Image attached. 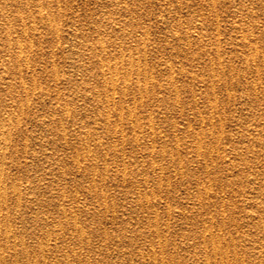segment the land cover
Instances as JSON below:
<instances>
[{"label": "rangeland", "instance_id": "rangeland-1", "mask_svg": "<svg viewBox=\"0 0 264 264\" xmlns=\"http://www.w3.org/2000/svg\"><path fill=\"white\" fill-rule=\"evenodd\" d=\"M0 124L48 264H264V0H0Z\"/></svg>", "mask_w": 264, "mask_h": 264}, {"label": "bare ground", "instance_id": "bare-ground-1", "mask_svg": "<svg viewBox=\"0 0 264 264\" xmlns=\"http://www.w3.org/2000/svg\"><path fill=\"white\" fill-rule=\"evenodd\" d=\"M103 46V45H102ZM19 49V48H18ZM255 51V50H254ZM96 53V52H95ZM128 59V58H127ZM130 59H131V57H130ZM106 62V61H105ZM132 62V61H131ZM126 63H128V62H126ZM134 64H136V63H134ZM129 65V64H128ZM138 65V64H137ZM139 66V65H138ZM138 66H136V67H138ZM100 67H102V66H100ZM104 68V67H103ZM117 68V67H116ZM132 68V67H131ZM135 68V67H134ZM110 69V68H109ZM115 69V68H114ZM136 69V68H135ZM134 69V70H135ZM137 70V69H136ZM112 71H114V70H112ZM116 71V70H115ZM108 73V72H107ZM109 73H110V71H109ZM108 73V74H109ZM116 73V72H115ZM118 73V72H117ZM116 73V74H117ZM120 73H121V71H120ZM138 73V72H137ZM107 74V75H108ZM114 75V74H113ZM109 76V75H108ZM112 76V75H111ZM127 76H128V74H127ZM126 76V77H127ZM114 78L116 77V76H113ZM113 77H111V80L110 81H112L113 80ZM128 78V77H127ZM103 79H104V77H103ZM110 79V78H109ZM109 79L107 80V81H109ZM116 79H117V77H116ZM129 79V78H128ZM122 80L124 81V78H122ZM127 80V79H126ZM104 81H105V79H104ZM115 82H116V80H115ZM125 82V81H124ZM138 82V81H137ZM128 83V82H127ZM131 83V82H130ZM112 84V83H111ZM125 84V83H124ZM137 84V83H136ZM138 85V84H137ZM136 85V86H137ZM111 86V85H110ZM125 86V85H124ZM112 87V86H111ZM110 87V88H111ZM117 88V87H116ZM122 88V87H121ZM136 89H138L137 87H136ZM113 90V89H112ZM121 90H123V89H121ZM115 92V91H114ZM118 92V91H117ZM120 92H122V91H120ZM138 92H139V90H138ZM108 93V92H107ZM110 93H112V92H110ZM122 93H124V92H122ZM146 93V92H145ZM103 94V93H102ZM98 95V94H97ZM109 95H112V94H109ZM124 95V94H123ZM103 96H105L106 97V95H103ZM114 96V95H113ZM113 96H110V97H113ZM125 97V96H124ZM107 98V97H106ZM110 100H111V98H110ZM112 101V100H111ZM135 105V104H134ZM133 105V106H134ZM132 106V105H131ZM126 107H128V106H126ZM131 109V108H130ZM135 109V108H134ZM133 109V110H134ZM122 110V109H121ZM129 110V109H128ZM127 110V111H128ZM134 112V111H133ZM106 113H108V112H106ZM120 114V113H119ZM134 114V113H133ZM106 116H107V114H105ZM121 115V114H120ZM106 116H104V118L106 117ZM132 116V115H131ZM108 117V116H107ZM107 117H106V119H107ZM134 117H135V114H134ZM136 118V117H135ZM137 119V118H136ZM108 120V119H107ZM1 125V124H0ZM149 125H150V122H149ZM151 126V125H150ZM0 127H2V125L0 126ZM88 132V131H87ZM0 133H2V132H0ZM88 134V133H87ZM82 136V135H81ZM83 137V136H82ZM86 138V137H85ZM3 140H4V136H3ZM84 141L86 142L87 140H85L84 139ZM2 142V141H1ZM4 142V141H3ZM4 143H6V142H4ZM100 144V143H99ZM4 146V145H3ZM88 146V145H87ZM5 148V147H4ZM2 149V148H1ZM1 151V150H0ZM9 153V152H8ZM1 157V156H0ZM77 159V158H76ZM87 160V159H86ZM76 161H78V159L76 160ZM83 162H84V160H82ZM94 162V161H93ZM1 164V163H0ZM79 164V163H78ZM90 164V163H89ZM95 164V163H94ZM92 165H93V163H92ZM3 166H1V168H2ZM0 168V169H1ZM1 171H2V169H1ZM6 172V171H5ZM2 177V176H1ZM4 183V182H3ZM11 186H12V184H11ZM93 186H95V185H93ZM202 186H204V185H202ZM11 188V187H10ZM18 188V187H17ZM94 188V187H93ZM96 188V187H95ZM202 189H204V187L202 188ZM205 190V189H204ZM3 191H4V189H3ZM203 191V190H202ZM250 192H251V190H250ZM4 192H2V194H3ZM62 193V192H61ZM1 194V191H0V196L2 195ZM5 194V193H4ZM264 194V193H263ZM6 195V194H5ZM206 195V194H205ZM3 197V196H2ZM14 197H15V195H14ZM4 199H5V197H3ZM24 198V197H23ZM203 198H205V197H203ZM3 199V200H4ZM18 199V198H17ZM31 199V198H30ZM2 200V198H0V207H1V204H3V205H6L7 206V202L4 200L3 201ZM9 200V199H8ZM16 200V199H15ZM202 200V199H201ZM10 201V200H9ZM145 201V200H144ZM147 201V200H146ZM11 202H14L13 201V199L11 200ZM143 202V201H142ZM9 203V202H8ZM13 204V203H12ZM16 204H18V203H15V205H13V206H17ZM144 204V203H143ZM256 204V203H255ZM2 205V206H3ZM10 206V205H9ZM69 205L67 204V207H68ZM10 207H12V205L10 206ZM61 207H62V205H61ZM75 207V206H74ZM77 207V206H76ZM253 207H254V205H253ZM257 207V206H256ZM6 208V207H5ZM14 208V207H13ZM17 208V207H16ZM71 208V207H70ZM12 209V208H11ZM18 209V208H17ZM68 209H69V207H68ZM77 209V208H76ZM14 211V210H13ZM15 212V211H14ZM13 212V213H14ZM17 212V211H16ZM74 212V211H73ZM6 213V215H7V212H5ZM4 213V214H5ZM10 213H12V212H10ZM69 213V212H68ZM248 213V212H247ZM21 214V213H20ZM70 214H73V213H70ZM250 214H251V212H250ZM19 217V216H18ZM67 217V216H66ZM65 217V218H66ZM74 217V216H73ZM73 217H72V219H73ZM251 217V216H250ZM256 217V216H255ZM40 218L41 217H39L38 219L40 220ZM257 218V217H256ZM14 219V218H13ZM12 219V220H13ZM19 219V218H18ZM21 219V218H20ZM42 219H44V216H43V218ZM254 219V218H253ZM260 219V218H259ZM21 220H23V219H21ZM27 220V219H26ZM38 220V221H39ZM46 220V219H45ZM51 220V219H50ZM25 221V220H24ZM41 221V220H40ZM73 221V220H72ZM210 221V220H209ZM251 221H252V219H251ZM18 222V221H17ZM19 222H20V220H19ZM22 222V221H21ZM26 222V221H25ZM24 222V223H25ZM47 222H49V221H47ZM64 222V221H63ZM211 222V221H210ZM209 222V223H210ZM254 222H256V221H254ZM14 223V222H13ZM13 223H12V221H11V219H10V217H8V216H1L0 215V264H48L47 262V258H48V254H47V252H48V250H49V238H47V235H49V234H47V232L45 233V236H43V237H45L44 238V240H39L40 242H36L37 243V245H36V248H34L33 250H31L30 248H28L27 247V245H26V243L25 242H27L28 243V241H29V239L27 238V240H25V238H23V235H22V232H20V230H19V228H18V230L17 229H15V228H13ZM23 223V222H22ZM27 223V222H26ZM52 223V222H51ZM19 224V223H18ZM46 224V223H45ZM53 224V223H52ZM71 224V223H70ZM74 224V223H73ZM20 225V224H19ZM210 226H211V224H209ZM254 226H255V224H253ZM21 226V225H20ZM26 226V225H25ZM28 226H29V224H28ZM78 226H80V224L78 225ZM205 226H207V225H205ZM204 226V227H205ZM262 226H264V225H262ZM19 227V226H18ZM54 227V226H53ZM58 227H59V225H58ZM68 227H69V225H68ZM81 227V226H80ZM212 227V226H211ZM21 228V227H20ZM22 228H24V227H22ZM21 228V229H22ZM71 228V227H70ZM74 228V227H73ZM156 228H158V227H156ZM210 228V227H209ZM69 229V228H68ZM207 229V228H206ZM263 229V228H262ZM45 230H47V229H45ZM53 230V229H52ZM159 230V229H158ZM203 230H204V228H203ZM264 230V229H263ZM22 231V230H21ZM28 231V230H27ZM26 231V232H27ZM48 231V230H47ZM74 231V230H73ZM78 231H80V230H78ZM82 232H83V230H81ZM207 231V230H206ZM205 231V232H206ZM34 232V231H33ZM38 232H39V230H38ZM38 232H36V233H38ZM44 232V231H43ZM50 232V231H49ZM54 232V231H53ZM155 232V231H154ZM264 232V231H263ZM24 233V232H23ZM29 233V232H28ZM35 233V234H36ZM213 233V232H212ZM25 234V236H26V233H24ZM31 234V233H30ZM29 234V235H30ZM34 234V233H33ZM43 234V233H42ZM42 234L41 235H39V236H42ZM54 234V233H53ZM61 234H62V232H61ZM70 234V233H69ZM44 235V234H43ZM83 235V234H82ZM200 235H201V233H200ZM11 236V237H10ZM50 236V235H49ZM63 236H64V233H63ZM194 236V235H193ZM4 237V242H3V238ZM30 237V236H29ZM35 237V236H34ZM33 237V238H34ZM36 237H38V236H36ZM54 237V236H53ZM56 237V236H55ZM60 237H62L61 235H60ZM59 237V238H60ZM86 237V236H85ZM202 237V236H201ZM206 237H207V234H206ZM211 236H209L208 238H210ZM217 237V236H216ZM62 239V238H61ZM61 239H60V241H61ZM75 239V238H74ZM203 239V238H202ZM201 239V240H202ZM25 240V241H24ZM31 240V239H30ZM33 240V239H32ZM34 240H35V238H34ZM37 240V239H36ZM59 240V239H58ZM76 240V239H75ZM79 240V239H78ZM86 240V239H85ZM207 240V239H206ZM15 242V243H13V242ZM77 241V240H76ZM87 241V240H86ZM209 241V240H208ZM10 242H12V245H9L10 244ZM78 242V241H77ZM81 242V241H80ZM207 242V241H206ZM209 242H211V244H212V247H211V244H210V248H212V250L215 252V253H220V251H221V246H220V243L218 242V240L217 239H214V237L213 238H211V241H209ZM31 243V242H30ZM30 243H29V246H30ZM52 243V242H51ZM59 244H61V243H63V241L62 242H58ZM79 243V242H78ZM208 243V242H207ZM14 244L16 245H21V248L19 249L18 248V252H15V251H13L14 249H12V250H9V247L10 246H13V248L15 247L14 246ZM53 244V243H52ZM225 244V243H224ZM227 244V243H226ZM31 245H32V243H31ZM56 245V244H55ZM33 246V245H32ZM66 246H67V248H68V245L66 244ZM60 247H62V245L60 246ZM63 247H64V245H63ZM7 248H8V253L6 254V253H4V250H7ZM16 248V247H15ZM32 248V247H31ZM81 248V247H80ZM52 249V248H51ZM50 249V250H51ZM65 249V248H64ZM72 249V248H71ZM70 249V252H69V254L71 255L72 253H71V250ZM149 249H151L150 248V246H149ZM154 249V248H153ZM153 249H152V251H153ZM225 249V248H224ZM223 249V250H224ZM227 249V248H226ZM35 250H36V252H35ZM54 249H52V251H53ZM80 250V249H79ZM207 250H209L208 249V247H207ZM59 251V250H58ZM61 251H63V249L61 250ZM65 251V250H64ZM152 251L150 250V252L152 253ZM156 251H157V247H156ZM203 251H204V249H203ZM57 252V251H56ZM72 252H74V250L72 251ZM158 252H159V249H158ZM161 252V251H160ZM224 252H226V251H224ZM65 253V252H64ZM63 253V254H64ZM77 253H78V250H77ZM80 253V252H79ZM219 253H218V256L220 257V256H222L221 255V253H220V255H219ZM139 254V253H138ZM137 254V255H138ZM154 254H156V253H154ZM233 254H235V253H233ZM54 255V254H53ZM62 255V254H61ZM65 255H67V252L65 253ZM145 255V254H144ZM151 255V254H150ZM159 255V254H158ZM211 256H213V253H211L210 254ZM217 255V254H216ZM31 256H33V259H31ZM52 256V255H51ZM62 256H64V255H62ZM80 256V255H79ZM160 256V255H159ZM205 256V255H204ZM65 257H67V256H65ZM141 257V254L139 255V257L138 258H140ZM146 258H147V256H145ZM153 257H155V255L153 256ZM206 257V256H205ZM233 257H234V255H233ZM241 257V256H240ZM61 258V257H60ZM77 258H78V256H77ZM76 258V259H77ZM84 258V257H83ZM82 258V259H83ZM212 258V257H211ZM214 258V257H213ZM235 258V257H234ZM65 259V258H64ZM63 259V260H64ZM86 259V258H85ZM84 259V260H85ZM153 259V258H152ZM156 259V258H155ZM220 259V258H219ZM32 260V261H31ZM61 260V259H60ZM77 260H79V258L77 259ZM154 260V259H153ZM202 260H204V259H201V261ZM206 260H208V259H206L205 258V261ZM211 260H213V259H211ZM86 261V260H85ZM157 261H158V259H157ZM204 261V262H205ZM214 261V260H213ZM228 261V260H227ZM63 262V261H62ZM159 262V261H158ZM157 262V263H158ZM215 262V261H214ZM220 262V261H219ZM222 262V261H221ZM78 263H80V262H78ZM164 264L163 262H161L160 261V264ZM50 264H57V263H50ZM65 264V263H64ZM84 264V263H83ZM206 264V263H205ZM214 264V263H213ZM218 264H220V263H218ZM222 264V263H221ZM225 264H226V262H225ZM228 264V263H227ZM231 264V263H230Z\"/></svg>", "mask_w": 264, "mask_h": 264}]
</instances>
